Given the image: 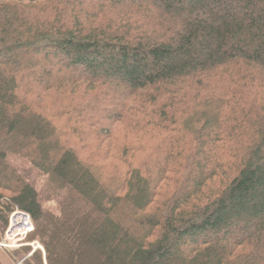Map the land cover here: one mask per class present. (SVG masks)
<instances>
[{"label":"trees","instance_id":"trees-1","mask_svg":"<svg viewBox=\"0 0 264 264\" xmlns=\"http://www.w3.org/2000/svg\"><path fill=\"white\" fill-rule=\"evenodd\" d=\"M73 1L0 0V232L29 214L47 264H264V0ZM112 122L131 157L82 159Z\"/></svg>","mask_w":264,"mask_h":264},{"label":"rangeland","instance_id":"rangeland-1","mask_svg":"<svg viewBox=\"0 0 264 264\" xmlns=\"http://www.w3.org/2000/svg\"><path fill=\"white\" fill-rule=\"evenodd\" d=\"M74 1H76V3L81 2L77 0H74ZM94 1L95 0H84L83 4L86 5V8L87 6H91V5L96 6ZM85 2L88 4H86ZM97 2L100 3L99 1ZM90 3H93V4H90ZM41 68L44 69L45 67L42 66ZM53 72H54V69H53ZM84 88L86 89V84H82V89L85 90ZM37 96H38L37 94H33L31 98L36 99ZM45 96H46L45 98L46 106L44 105V110H43L44 113L46 115L48 114L53 115L56 118V120H54L55 123H57L58 125H61V124L63 125L65 120L64 118H61L60 112L58 111L59 106L57 105V102H56L57 100V98L55 97L56 94L55 95L50 94V95H45ZM115 110L117 109L113 108L114 112H116ZM85 128H86V133L82 135L83 139L77 140L76 138L73 139V137H70V139L68 140L69 141L71 140L70 142L73 143L72 145H74L76 152L79 154V156L82 159H86L89 161L97 159V161L102 163V164L100 163L99 165L109 166L116 162V160L114 159L115 157L116 158L131 157L133 150H130V146L133 144H138L135 138H132L130 135H128V133L126 132L125 125L124 124L122 125L121 123L116 124L115 122H112L110 127H98V128L95 127L93 124L91 125L90 123H87V127ZM105 130L108 131L109 133L107 135L104 134L101 139L97 138L96 135L98 133H101V134L104 133ZM79 140H82L83 143H81L82 141H79ZM77 141H79L78 144H77ZM142 141L143 142H140V143H142L149 149L144 150L141 153H139L138 157H151L152 156L151 154H153V151L157 149L159 145L164 143L162 139H159V138H157V140H155V138H144ZM33 175L37 178L36 172H33ZM35 231H36V227L34 224V232L30 234V236L27 238V241L29 243L34 244L33 247H23L18 250L4 249L0 247V264H23L25 259L30 258L35 253H40L43 257L44 264H47L45 260V256H46L45 247L39 242L38 239L32 240V235H34ZM1 232H0V243L5 238V231L1 230ZM21 250L27 251V255H25V257L22 258V255L21 257L19 256L14 257V255H11L14 251L19 252ZM16 259H18V261ZM77 264H83V263L80 261Z\"/></svg>","mask_w":264,"mask_h":264},{"label":"built area","instance_id":"built-area-1","mask_svg":"<svg viewBox=\"0 0 264 264\" xmlns=\"http://www.w3.org/2000/svg\"><path fill=\"white\" fill-rule=\"evenodd\" d=\"M33 232L34 222L31 216L25 212L15 210L9 216L8 226L5 230V238L0 243V247L14 250L23 247H33L34 244L27 241V238Z\"/></svg>","mask_w":264,"mask_h":264}]
</instances>
